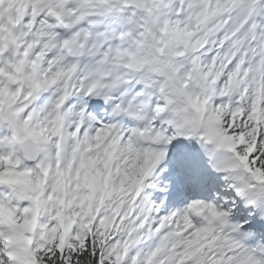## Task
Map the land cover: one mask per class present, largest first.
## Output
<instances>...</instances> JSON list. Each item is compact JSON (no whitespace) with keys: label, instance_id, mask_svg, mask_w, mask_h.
Returning <instances> with one entry per match:
<instances>
[{"label":"snow or ice","instance_id":"snow-or-ice-1","mask_svg":"<svg viewBox=\"0 0 264 264\" xmlns=\"http://www.w3.org/2000/svg\"><path fill=\"white\" fill-rule=\"evenodd\" d=\"M0 264H264V0H0Z\"/></svg>","mask_w":264,"mask_h":264}]
</instances>
